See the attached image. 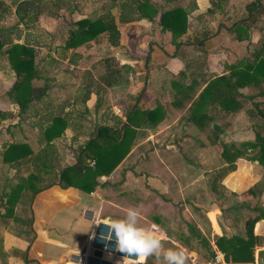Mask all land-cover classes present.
<instances>
[{
  "label": "rangeland",
  "instance_id": "obj_1",
  "mask_svg": "<svg viewBox=\"0 0 264 264\" xmlns=\"http://www.w3.org/2000/svg\"><path fill=\"white\" fill-rule=\"evenodd\" d=\"M130 1L0 0V39L4 42L23 43L33 49L35 66L38 68V77L32 80L33 101L55 102V111H52L55 114H59L56 112L62 104L67 105L69 108L64 114L65 117L72 118L73 125H78L76 130L83 132L81 138H78L77 134L69 140L56 137L53 143L48 144L43 129L40 128L49 123L35 121L38 130L30 143L31 147L34 151L38 150V163L45 157V162L53 167V170L46 173L48 176L41 180L46 184L57 178L61 179L64 171L61 164L65 166L78 161V165L84 169L68 173L69 180L61 179L64 184L72 182L77 186H86L101 183L102 187L107 188L105 199L115 200L120 205L121 208H117L120 219L124 218L129 208H135L139 212V226L162 234L166 248L185 251L188 264H204L212 255L215 235L223 232L230 235L242 230L247 216L257 215L260 209L264 211V165L247 159L253 155V151H246L244 157L234 161L236 168L239 163L242 168L236 174H229L226 169L228 165L217 167L219 160L226 162L222 156L225 147L232 152L231 144L241 148L240 144L253 139L256 131H263L264 119L260 117L258 110L264 108V83L258 87L239 88L242 96L251 97H242L240 108L232 112L233 114L227 113L221 106L215 109L210 103L203 105L196 115L212 116L216 122L213 124L207 120L208 124L200 129H195L191 122L194 120L199 91L175 87L171 89L169 84L178 82L183 85L181 78H187L189 70L183 67V58L194 67L199 62H206L208 66L206 59L209 54L214 56L213 65L210 66L213 73L204 78V81H213L218 76L228 75L231 66L237 61L245 57L251 58L250 54L259 47L260 41L264 40V0H208L210 10L205 11L199 18H189L191 25L188 27L194 30L189 29L191 34L183 38L188 45H182L172 36L170 40L169 34H164L166 31L161 28L158 15L151 19L133 15L134 8L126 4ZM151 1L160 13L177 5L188 6L189 2L193 5V0ZM252 4L259 8L256 10L257 7H252ZM96 17L113 18L119 31L116 45L111 43L106 33L77 47H65L71 31L77 28L78 20ZM143 18L148 20H144V24L141 23ZM150 21L149 26L146 22L150 24ZM133 22L141 24L133 28ZM219 22L226 27L220 29ZM203 28L209 36H202L204 40L199 44L198 39L201 37L196 32L197 29L200 31ZM142 34L143 36H140ZM142 43L144 45H139ZM154 49L156 52L162 49L173 51L174 61H179L181 65L177 74L167 72L166 55L155 59V54L152 53ZM150 52L153 55L147 61L149 68H142ZM163 62L165 63L162 64ZM15 80L16 74L7 55L0 52V103L5 104L1 105L2 108H5L6 103L15 101L10 92ZM131 82L132 84H129ZM216 84L221 86L222 83ZM158 98L162 101V119L158 122L160 127L150 129L146 133L139 130L131 136L130 144L129 141L124 142L114 150H109L106 142L98 143L95 149L100 156L104 154L106 161L116 162L128 150L122 162H119L120 165L110 172L114 173L113 178L100 182L98 173L89 163L94 158L84 149L87 141L96 136L100 126L107 124L117 129L127 124V115L133 106L155 108L154 102ZM9 113H13V108ZM174 119L178 121V126H181L177 128L176 135L167 131L157 140L154 132L160 131ZM11 122L12 120H8L0 125ZM80 122L83 124L79 125ZM129 124L133 125V122ZM183 125L186 128L182 127ZM150 133L155 136L149 135ZM197 134L211 143L214 162L208 167L210 170L196 171L200 178L198 186L193 190L194 187H181L180 183L181 180L183 183H190L189 179L184 178L186 170L183 167H188L189 160L195 161V158H184L180 152L184 151V146L187 149L188 145L194 147ZM15 139L12 138L13 142L10 144H13ZM165 150L173 151L175 155L169 159ZM180 160L183 164L181 168L177 164ZM196 161H202L201 157ZM174 163L177 170L169 165ZM226 172L228 179H234H231L225 187L228 190L225 191L220 183L225 178L222 175ZM11 173L12 178L9 177ZM15 175L16 172L8 166L1 172L0 179L4 182L0 183V202L4 209L7 207V197L12 184L18 179L21 181V178ZM242 178V185H236V180ZM212 183H216L219 190H224L222 196L210 191ZM251 187H254L256 194L249 193ZM196 190L197 192H194ZM25 210L27 211L26 207ZM4 212V216L8 215L6 210ZM86 215L91 216L90 213ZM148 220L159 225L150 224ZM259 221L261 223L254 232L261 235L264 242V219ZM4 223H8V219H5ZM103 243L104 240H97L99 246ZM111 246L114 252L107 250V253L111 254L113 259L124 262L122 259L126 254H114L117 250L116 243ZM251 254L253 259L249 264H256V257L259 264H264V245L253 249ZM96 261L89 259L87 263L83 261L82 264H108ZM147 264H155V258L150 257Z\"/></svg>",
  "mask_w": 264,
  "mask_h": 264
},
{
  "label": "crops",
  "instance_id": "obj_2",
  "mask_svg": "<svg viewBox=\"0 0 264 264\" xmlns=\"http://www.w3.org/2000/svg\"><path fill=\"white\" fill-rule=\"evenodd\" d=\"M197 1L193 0L192 6H191L192 2L191 3L189 2L188 4L190 11L188 10L189 13L187 15V19H188L187 29L184 33H182L180 36L177 37V41L179 43H182V45H188V43L185 42V39L183 38L184 36L191 34L188 31L189 29L194 30V28L188 27V25L189 26L191 25L190 17L192 16L193 18L195 16L196 18H199L202 14H204L205 11L211 9L209 8L210 4L208 3V0H197ZM258 5H260V3H258ZM254 6L257 7L256 4H254ZM258 8L259 7L255 9L257 10ZM203 9L205 10L203 11ZM157 15L159 17L160 11H158ZM144 20H146V18H143L141 23L144 24ZM141 23L133 22L131 25H133L134 28L136 25L138 26ZM146 23L149 26L151 25V21L150 24L148 22ZM218 26L220 29H222V27L223 28L226 27L221 22H219ZM196 33L201 37L200 39H198V42H200L199 44H201L204 40L202 36H204L205 34H207L205 35V37L207 36L206 38H208L209 36V33H206V30L204 28L200 31L197 29ZM164 34L167 35L169 34L168 37L171 40L170 37L172 36V34L170 31H166ZM140 36H143V34ZM135 41L136 39H134V42ZM226 42L230 43L228 41ZM139 45H144V43ZM170 48L171 47H169V49ZM169 49H162V51L158 50L161 52L158 51L156 52V49H154L152 53L154 52L153 54H155V59L157 57H160L161 59L163 56L166 55L168 57L167 60H165V62L167 63V69H168L167 72L169 74L174 75L177 74L178 68H180L179 67L180 64L179 61H174L173 59L174 53L171 50H170L171 52H169L168 51ZM150 53L147 54V59L145 61L144 67L142 68L145 69L149 68L147 67V64L149 63V62L147 63V61H149L151 59L150 57H152L153 55L152 53L151 54ZM213 58L214 56L209 54L208 58L206 59V61L209 62L208 66L206 65V62H199L198 64H195L194 67L193 64L189 65L186 59L183 58L182 65L183 67H186L189 70L186 74L187 78L186 79L181 78L180 82H182L183 85L178 82L170 83L169 86H171V89L174 87L177 89L181 88L185 90L197 89L200 93L210 81L208 79H207L208 81L207 80L204 81V78L210 77L209 75L213 73L212 67H210L211 65H213ZM165 62H163L162 64H164ZM129 84H132V82ZM174 90L175 89H173V91ZM204 101L206 103V104L204 103L205 106L208 103L212 104L211 101H208L207 99ZM54 103L53 101H33V100L12 101L9 102V104L6 103L5 108L1 107V105H5V104L0 103V124L6 123L8 122V120H12V122L7 123V125H0L1 128L0 176H1V172L4 169H7L8 166L12 169L13 172H16L17 177L21 178V181L18 179L12 184L13 185L12 188L17 183L22 182L24 178L32 172L38 174L39 176V179L34 183L43 185L45 184V182H43L41 179L47 177L48 175H46V173L53 170V167H50L51 164L45 162V157L41 159L42 161L41 163L37 162L38 160H40V157H38L37 155L38 150L34 151L33 148L31 147L30 143L33 140L34 134L38 130L35 121L38 122V120L40 121L42 120V122L44 123H50L54 115H60L67 120V126L62 132V134L57 138L60 139L61 137V138H67L69 140V138L71 136H74L75 134H77L78 138H81L83 136V132H79L78 130H76L78 128L77 127L78 125L77 126L73 125L72 118L69 119V116L65 117L64 115L69 107L67 105L62 104L60 106V110L56 112L59 114H55V112H52L53 110L55 111L53 107ZM69 103L72 105L71 101H69ZM154 103H155V108H158L160 106L159 107L160 109L158 108L159 116L157 117L156 120L157 122L154 125L152 124L147 125L146 121L144 120V116L141 114L140 116L132 120L133 125H131V127L135 129L136 133L139 130H142V132L145 131L146 133L150 129H154L155 127H160L158 125V122H160L162 119V112H161L162 101H160V98H158V100H156V102ZM10 105L12 106L10 107ZM12 108H13V113H9ZM201 108L196 106V108L194 109L195 116H197L196 115L197 110ZM140 109L150 110L153 108L145 106ZM127 120H128V115H127ZM205 120L207 123V119ZM122 122L125 123V121L123 120ZM191 122L193 123L191 124L192 126L194 125L193 127L195 129L203 128V126L206 124L205 123L202 124L201 126L200 125L198 126L194 120ZM80 124L82 125L83 123L80 122L79 125ZM178 125H179L178 121H175V119L172 122L165 124L163 129L154 132L157 137V140L160 137L164 136L165 132L167 131H169V133L171 132L172 134L176 135L177 128L178 127L181 128V126ZM43 126L40 129L41 130L43 129V134L45 136L44 129L46 128V126L45 125ZM192 126L191 129H193ZM182 127L186 128V126L184 125ZM82 128L85 129L84 127ZM110 128L113 131H115V128L112 127ZM149 135L155 136L152 133H150ZM192 135L193 133L191 134V136ZM147 137L150 139L149 136ZM12 138H16L14 143H24L27 145L25 146V150H27V153L30 156V157L28 156L29 160L26 159L19 160L14 155H12L9 157V160L11 162L3 161L2 155L5 149L7 148V146L10 145V142H13L11 140ZM195 138H196L195 140L196 144L194 145V147L188 145V149H187L184 146L183 147L184 151L180 152L182 157L184 158H190V159L195 158V161L189 160L190 162L188 164V167H186L185 165L183 167L186 170V173L185 174L183 173L185 176L184 178L189 179L190 183H183V180H181L180 183L181 187L182 186H189L190 188L194 187L193 190L198 186L197 184L200 178V175H198L196 171H198V169L210 170L209 166L214 162L212 160L213 152L210 146L211 143H208L207 139L203 140L202 137L199 136L198 134L195 136ZM184 139L185 141L187 140V138ZM53 142L54 140H51L50 142H48V144H51ZM173 153H174L173 151L165 150V155L169 156L168 157L169 159L175 155V153L174 154ZM41 155L42 153L40 154V156ZM199 157H201L202 161H196V159ZM76 162L77 161L73 162L72 164L68 163L65 166L61 164V169H65L69 166H72ZM218 162L220 164H218L217 167H220L219 165L223 166V164L228 165L227 162L222 163L220 162V160ZM120 163H118L115 167H118ZM177 164L179 168L183 166L181 160L180 162L177 161ZM234 164L236 165V163ZM169 165L170 167H173V169H176L175 163ZM240 169L242 168H240V163H239L237 168L232 172H229V174L231 175L234 173L236 174L240 171ZM9 177L10 178L13 177L12 173L9 175ZM230 178L232 180L234 179L233 177ZM231 179H228V177L226 176L225 178L222 179L220 184L224 186L223 188L225 191L228 190L225 187L228 186L230 181H232ZM243 179L244 178L236 180L235 184L242 185L244 181ZM3 182L4 180L0 179V183ZM45 185H46L45 188L40 189L32 196H30L28 190L27 191L23 190L22 192H20L21 194H19L18 198L15 199L13 212L8 213V215L6 216H4L5 214L4 211L6 209L3 208L0 202V264H82L83 261H85L84 263H87V260L89 259H96L97 263H100V261H102L108 264H123V262L121 263L118 260L113 259L112 255L107 253L106 250H103L101 257L93 256V250L95 249V247L98 249L99 247H102L99 246V244H97V240L98 239L100 241L103 240L104 239L103 236L104 235L106 236V233L109 231V228L107 226H105L103 223H100L101 220L104 218L120 219L119 211L117 210V208H121V207L118 204V202H116L114 199H113L114 201H112L111 199L107 200L104 197L105 194H107L106 193L107 188L102 187L101 183L98 182L80 188L79 186L64 184L60 178H57L50 182H46ZM194 192H197V190ZM239 192L241 191H238V193ZM211 194L213 195V193ZM1 195L2 194L0 193V199H1ZM87 198L90 200L88 201ZM25 207L27 211L25 210ZM87 213H90L91 216L87 217L86 215ZM5 219H8V223H4ZM149 222L150 224H154L156 226L159 225L157 224V222H153V221H149ZM113 236L115 237L114 233ZM111 247L113 246L108 245V247L106 248L109 252L111 251L114 252V250ZM114 254L120 256L123 255L118 250H116ZM129 259L135 260L136 258L130 257ZM122 260L124 261V259Z\"/></svg>",
  "mask_w": 264,
  "mask_h": 264
},
{
  "label": "trees",
  "instance_id": "obj_3",
  "mask_svg": "<svg viewBox=\"0 0 264 264\" xmlns=\"http://www.w3.org/2000/svg\"><path fill=\"white\" fill-rule=\"evenodd\" d=\"M126 4L130 5L132 9L134 8L133 15L136 17H146L151 19L158 14L156 7H154L151 0H131ZM252 7H255L254 4H252ZM188 10L189 6L183 7L177 5L168 10L161 11L159 15V23L161 24L162 30L170 31L173 38H177L184 33L187 28ZM112 19V17H96L93 19L84 18L78 20L76 23L77 28L71 31V35L69 36L65 47H77L93 40L100 34L106 33H108L111 43L116 45L119 31ZM0 52L7 55L8 61L16 74V80L10 91L14 96L13 98H15V101H32V94L34 91L32 87V80L38 77V68L35 66L33 49L23 43L4 42L0 39ZM250 55H252L251 58L245 57L233 64L231 66V72L228 75H221L213 79V81H209L199 93L196 100V106L199 108L203 107L205 103L204 100L207 99L211 101L215 109L217 106H221V108L226 110L229 114L238 110L241 106L242 97H245V99L251 97V95H248V97L242 96V93L238 89L253 86L258 87L264 83V40L260 41L259 47ZM219 82L222 83L221 86L216 84ZM262 94L264 95V92ZM141 114L144 116V120L147 125H154L157 122V117L159 116V109L153 108L150 110H142L140 107L135 106L128 114L127 124H123L119 128L115 129V131H113L108 125L100 126L97 129L96 136L87 141L84 149L85 151L88 150L92 158L95 159V166L93 170H95L99 176L109 174L127 154L128 150L118 161H106L104 154L100 156L99 152L95 149L98 146V143L100 144L101 142H106L109 150H114V148L116 149V147L123 145L124 142L127 141H129L130 144L132 142L131 136L136 133V131L131 127L129 122L132 123V120ZM258 114L264 119V108H259ZM193 119L198 126L205 124V119L210 120L213 124L216 122L212 116H207L205 114L199 116L194 115ZM66 126L67 120L65 118L60 115H54L52 121L44 129L47 142L59 137ZM216 127L221 129L217 125ZM262 130V132L256 131L253 139L242 142L240 144L241 148L231 144L233 149L232 152L226 150V147L223 149L222 156L228 163V167L226 168L228 172L235 170L236 166L234 161L239 157H244L246 151L254 152L252 156L247 157L248 160L257 161L259 164L264 165V125ZM25 146L27 145L24 143H13L8 145L2 155L3 161L11 162L9 157L12 155L19 160H29L30 156L27 153V150H25ZM83 169L78 165L77 161L74 165L63 169L64 171L62 172L61 179L64 180L67 178V180H69L68 173L72 171L80 172ZM226 174L227 172L224 173L222 177ZM38 179V174L32 172L28 174L22 182L17 183L11 189L10 194L7 197V207L5 208L8 213L13 212L15 199H17L19 194H21L20 192L28 190L30 196H32L40 189L46 187V185L35 184L34 182ZM65 184L77 186L72 182H67ZM262 185V188L264 189V183ZM79 186L82 188L85 184ZM210 189V191H213L219 196L223 195L222 192L224 191L222 189H220V191L216 183H212L210 185ZM248 191L250 194H256V192H254V187H251ZM262 219H264V211L260 209L257 215L247 216L244 219L242 230L230 235L223 232L220 235L214 236L212 244L217 248V250L224 254V260L227 264H249L252 261V250L264 245L262 236L254 232L257 231L258 225L261 223L259 220ZM191 231L194 232L192 227ZM211 251L213 254V250ZM262 263L263 262L260 264ZM256 264H259V259L257 257Z\"/></svg>",
  "mask_w": 264,
  "mask_h": 264
},
{
  "label": "clouds",
  "instance_id": "obj_4",
  "mask_svg": "<svg viewBox=\"0 0 264 264\" xmlns=\"http://www.w3.org/2000/svg\"><path fill=\"white\" fill-rule=\"evenodd\" d=\"M100 223L109 228L108 239L115 234L117 250L126 254L123 264H147L150 257L155 258V264H188L185 251L166 248L162 234L139 226L135 208H129L122 219L104 218Z\"/></svg>",
  "mask_w": 264,
  "mask_h": 264
},
{
  "label": "built area",
  "instance_id": "obj_5",
  "mask_svg": "<svg viewBox=\"0 0 264 264\" xmlns=\"http://www.w3.org/2000/svg\"><path fill=\"white\" fill-rule=\"evenodd\" d=\"M89 163H90V166L94 167L95 160L93 159V160L89 161ZM113 174L114 173H109V175L108 174L107 175H100L98 180L100 182H105L108 179L113 178ZM108 235H109V231L106 233V236L103 239L104 240V243H103L102 247H99V249L102 252H103V250H106L107 251V248L106 247H108V245H111L113 243H116V238L113 236V234H112V238L111 239H108L107 238ZM108 243H110V244H108ZM212 250H213L212 256L209 258V260H207L206 262H204V264H227L225 262V260H224V254L222 252H220L219 250H217V248L215 246H213Z\"/></svg>",
  "mask_w": 264,
  "mask_h": 264
},
{
  "label": "water",
  "instance_id": "obj_6",
  "mask_svg": "<svg viewBox=\"0 0 264 264\" xmlns=\"http://www.w3.org/2000/svg\"><path fill=\"white\" fill-rule=\"evenodd\" d=\"M101 255H102V251H101L100 249L95 248V249L93 250V256L101 257Z\"/></svg>",
  "mask_w": 264,
  "mask_h": 264
}]
</instances>
